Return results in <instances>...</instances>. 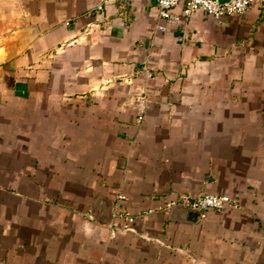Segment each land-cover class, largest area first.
I'll return each instance as SVG.
<instances>
[{
  "label": "crops",
  "instance_id": "crops-1",
  "mask_svg": "<svg viewBox=\"0 0 264 264\" xmlns=\"http://www.w3.org/2000/svg\"><path fill=\"white\" fill-rule=\"evenodd\" d=\"M0 144V264H264V2L0 0Z\"/></svg>",
  "mask_w": 264,
  "mask_h": 264
},
{
  "label": "built area",
  "instance_id": "built-area-1",
  "mask_svg": "<svg viewBox=\"0 0 264 264\" xmlns=\"http://www.w3.org/2000/svg\"><path fill=\"white\" fill-rule=\"evenodd\" d=\"M129 2L131 0H121ZM264 0H228L220 3L219 0H157L158 17L172 24L179 22L181 17H187L195 11H202L215 20H220L229 16H239L245 14L254 4H261ZM181 7L179 14H174V10ZM160 30L164 31V28ZM142 117H140L141 120ZM124 196L119 195L114 206L113 219H120L128 225H132L135 218L127 215L120 209V204ZM236 203L228 196H214L202 194L195 198L181 196L177 201L167 205V208H184L199 214V219H204L210 211H221L235 208ZM152 211L142 212V215ZM111 231V233H113Z\"/></svg>",
  "mask_w": 264,
  "mask_h": 264
},
{
  "label": "rangeland",
  "instance_id": "rangeland-1",
  "mask_svg": "<svg viewBox=\"0 0 264 264\" xmlns=\"http://www.w3.org/2000/svg\"><path fill=\"white\" fill-rule=\"evenodd\" d=\"M260 92H261V91H260ZM260 92H258V93H257V92H255V93H250V96H249V98H248V101H249L250 104H252V103H254L255 101H258V100L261 101V97H260V96H261L262 93H260ZM256 93H257V94H260V95H253V94H256ZM251 94H252V95H251ZM1 147H2V145L0 144V148H1ZM10 147H14V146H10ZM0 150H1V149H0ZM0 159H1V155H0ZM5 163H6V162L0 160V172L2 171V167H4V166L1 165V164H5ZM10 166H11V165H10ZM13 178H15V177L13 176ZM0 179H1V177H0ZM14 181H15V180H14ZM0 182H1V181H0ZM3 185H4V186H6V185H10V186H11L12 184L10 183V180H9V181L7 180V181H4V182H3ZM10 186H9V188H11ZM13 186H15V185H13ZM0 204H1V203H0ZM0 226H1V214H0Z\"/></svg>",
  "mask_w": 264,
  "mask_h": 264
},
{
  "label": "water",
  "instance_id": "water-1",
  "mask_svg": "<svg viewBox=\"0 0 264 264\" xmlns=\"http://www.w3.org/2000/svg\"><path fill=\"white\" fill-rule=\"evenodd\" d=\"M226 1H228V0H219L220 3H224V2H226ZM186 214H188V215L190 216V218L192 217V218L190 219V220H192V221L197 220L198 217H199V214H198L197 212L187 211Z\"/></svg>",
  "mask_w": 264,
  "mask_h": 264
}]
</instances>
